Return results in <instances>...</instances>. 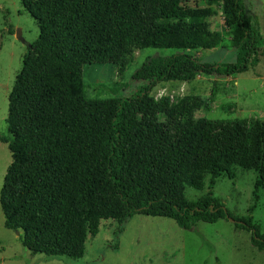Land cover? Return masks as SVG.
<instances>
[{
  "label": "trees",
  "instance_id": "obj_1",
  "mask_svg": "<svg viewBox=\"0 0 264 264\" xmlns=\"http://www.w3.org/2000/svg\"><path fill=\"white\" fill-rule=\"evenodd\" d=\"M39 36L28 46L9 95L12 162L1 190L5 226L19 230L24 247L51 259L85 254V227L72 230L71 208L97 212L119 226L137 214L173 219L181 228L231 219L264 250V232L253 216H235L211 190L191 202L185 186L212 189L255 170L253 209L264 188V120L251 133L245 119L198 117L190 123L147 119L159 109L152 90L197 75L241 74L259 63V17L243 0H22ZM221 6L236 60L203 62L192 54L148 56L134 78L146 84L104 105L86 101L83 68L115 64L126 45L169 49L176 41L214 49L223 39L202 23ZM248 136L250 139H248ZM248 140V142H247ZM208 177V180L206 178ZM99 197L102 201L98 207Z\"/></svg>",
  "mask_w": 264,
  "mask_h": 264
},
{
  "label": "rangeland",
  "instance_id": "obj_2",
  "mask_svg": "<svg viewBox=\"0 0 264 264\" xmlns=\"http://www.w3.org/2000/svg\"><path fill=\"white\" fill-rule=\"evenodd\" d=\"M243 1L248 13L258 16L260 21L262 40L257 47L258 65L241 74L217 77L200 74L189 81L160 83L150 97L158 109L167 104L169 110L150 114L147 119L190 123L203 116L240 118L247 121L249 133L264 120V0ZM202 23L223 36L214 49L191 48L180 41L169 49L126 45L120 50L115 64L85 65L86 101L96 100L104 105L118 96L133 95L146 84L135 79L134 73L148 56L184 51L203 62L235 61L236 51L231 45L222 7L217 6L214 14L203 18ZM18 30L24 40L17 38ZM38 36L37 21L25 9L22 0H0V137L12 135L9 95L28 46ZM11 162L8 143L0 139V264H264V250L252 245L250 232L236 228L231 219L214 223L199 221L191 229H184L167 217L137 214L126 222L115 250L110 242L115 239L118 221L99 219L96 211L82 213L75 208H71L67 221L72 230L81 225L85 227V254L80 258H48L24 247L19 238L21 232L5 226L1 190ZM235 170V178L222 175L212 189L207 184L203 189L185 186L180 193L194 202L211 190L235 216L252 215L264 232V188L253 209V190L258 174L240 166ZM96 199L100 207L102 201L99 197Z\"/></svg>",
  "mask_w": 264,
  "mask_h": 264
},
{
  "label": "water",
  "instance_id": "obj_3",
  "mask_svg": "<svg viewBox=\"0 0 264 264\" xmlns=\"http://www.w3.org/2000/svg\"><path fill=\"white\" fill-rule=\"evenodd\" d=\"M16 36H17L18 39H20V40H24V39L22 38V35H21V30H18V31L16 32ZM16 231H17V233H19V230H16Z\"/></svg>",
  "mask_w": 264,
  "mask_h": 264
}]
</instances>
